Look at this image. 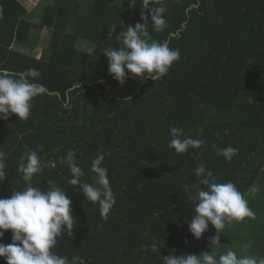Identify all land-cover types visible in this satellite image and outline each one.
Returning a JSON list of instances; mask_svg holds the SVG:
<instances>
[{
	"label": "trees",
	"instance_id": "1",
	"mask_svg": "<svg viewBox=\"0 0 264 264\" xmlns=\"http://www.w3.org/2000/svg\"><path fill=\"white\" fill-rule=\"evenodd\" d=\"M160 2L168 26L159 33L149 26L150 37L167 40L180 50V59L160 80L128 78L121 85L108 73L104 52L119 47L115 37L129 25L144 23L142 12L151 24L141 0H51L39 6L38 23L18 0H0V69L34 68L40 76L32 82L47 90L34 98L27 120L15 114L0 119V151L6 154L0 198L26 187L18 171L20 157L42 146L41 161L55 167L45 166L31 185L43 191L58 186L71 200L72 235L65 231L53 249L69 260L163 264L169 255L211 252L214 227L209 224L200 239L188 227L195 183L203 178L195 169L203 164L216 182H232L245 199L261 176L264 0ZM36 27L51 31L40 58L15 48L29 44ZM81 42L92 45L93 52L81 49ZM172 126L205 144L177 154L169 147ZM229 145L238 149L230 162L217 154V148ZM69 150L85 173L81 182L89 184L95 182L91 162L103 152L116 198L106 221L98 204L89 202L79 186L68 185L71 173L60 158ZM11 242L8 230L0 243ZM153 243L159 246L156 252Z\"/></svg>",
	"mask_w": 264,
	"mask_h": 264
},
{
	"label": "clouds",
	"instance_id": "2",
	"mask_svg": "<svg viewBox=\"0 0 264 264\" xmlns=\"http://www.w3.org/2000/svg\"><path fill=\"white\" fill-rule=\"evenodd\" d=\"M140 4L150 13L151 24L148 23V16L142 12L144 23H137L134 27L129 25L115 37L119 47H110L104 52L108 60V73L121 85L128 78L160 80L180 59L179 49L170 48L167 40L152 39L148 31L149 26L157 33L167 28L164 3L160 0H141ZM39 76V71L34 68L21 73L0 69V119L7 120L12 114L19 120L29 118L32 101L47 91L42 84L32 82ZM169 134L172 137L169 147L177 154L186 152L189 147L199 148L205 144L204 140L185 136L180 127H170ZM41 148L37 146L27 150L20 157L18 171L22 173L26 187L13 191L10 198H0V239L8 230L12 234L11 244L0 243V257L5 258L6 264H86L80 256H73L69 260L67 256L53 251L57 238L65 231L72 235L75 221L72 202L65 190L49 185L47 191H43L31 185L33 176L42 172L45 166L55 167V162L45 165L41 161L38 155ZM217 154L230 162L238 154V149L229 145L217 148ZM104 159L101 151L91 162V171L95 174L94 184L81 182L85 173L77 164L73 150H69L66 157H61L60 162L67 163L69 167L72 178L68 180V185L79 186L89 202L99 205L101 218L106 221L116 198L110 186L108 169L103 166ZM5 168L6 154L0 151V181L5 180ZM195 176L203 178L195 183L197 191L192 197L195 207L188 224L189 231L196 239H200L211 224L217 233L210 239V245L214 247L211 252L199 255H169L163 258V264H264V258L238 256L234 251H227L216 258L214 249L220 244V232L225 226L241 222L246 217L254 219L255 212L248 207L244 194L232 182H216L213 173L203 164L195 169ZM102 227L98 225V228ZM151 249L153 252L158 251V244L153 243Z\"/></svg>",
	"mask_w": 264,
	"mask_h": 264
},
{
	"label": "crops",
	"instance_id": "3",
	"mask_svg": "<svg viewBox=\"0 0 264 264\" xmlns=\"http://www.w3.org/2000/svg\"><path fill=\"white\" fill-rule=\"evenodd\" d=\"M264 177V163L262 167V172L260 178L254 183L251 191L246 197L248 202V207L255 212V218H245L243 221L237 224L238 227L242 228L238 230H233L227 233V229L232 227L225 226L226 229L222 230L220 233L219 245L214 249V254L216 258L219 255L226 253L227 251H234L238 256L241 255H253L258 258H264V201L261 199V194L264 195V181H261ZM255 189V191H253ZM236 227V228H238ZM235 228V227H234ZM231 238L233 245H227L226 248L222 246V242ZM239 239V241H236ZM247 250L245 251V246ZM210 247V246H209ZM210 252V251H209Z\"/></svg>",
	"mask_w": 264,
	"mask_h": 264
},
{
	"label": "rangeland",
	"instance_id": "4",
	"mask_svg": "<svg viewBox=\"0 0 264 264\" xmlns=\"http://www.w3.org/2000/svg\"><path fill=\"white\" fill-rule=\"evenodd\" d=\"M18 2L27 10V12H29L30 15L35 16L34 22L38 23L39 16H40V12L38 11L39 6L43 8V6L49 5L51 3V0H18ZM117 2L120 3L121 0H117ZM50 32L51 31L48 28L36 27L30 33V43L26 45L16 44L15 48L26 51V52H30V54L34 56L35 58H40L43 53L44 54L47 53V47H48V43L51 37ZM80 48L90 53L93 52V46L85 42H81ZM261 181H264V177L262 178ZM260 196H261V199L264 201V195L261 194ZM238 223L240 226V222ZM228 227H232V228L227 229L226 230L227 233H229L230 231L238 230L242 228V226L240 228L237 226V224L233 225V223L228 225ZM236 241H239V239H237ZM229 243L233 245L235 242L231 240ZM230 244H228L226 240L222 242V246L224 248H226L227 245H230Z\"/></svg>",
	"mask_w": 264,
	"mask_h": 264
}]
</instances>
